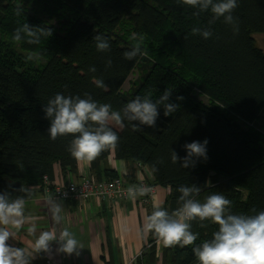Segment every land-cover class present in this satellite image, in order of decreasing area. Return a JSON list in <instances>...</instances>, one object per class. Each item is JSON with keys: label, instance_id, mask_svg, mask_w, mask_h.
Segmentation results:
<instances>
[{"label": "trees", "instance_id": "16d2710c", "mask_svg": "<svg viewBox=\"0 0 264 264\" xmlns=\"http://www.w3.org/2000/svg\"><path fill=\"white\" fill-rule=\"evenodd\" d=\"M195 12L199 9L177 0H0V194L11 201L23 198L29 187L51 193L54 166L65 183L67 174H76L77 161L67 150L73 136L49 138L52 118L44 106L55 94H88L122 110L137 96L155 103L168 89L165 103L180 107L165 117L164 105H157L155 127L128 121L122 113L125 128L114 129L118 144L89 162L91 180L118 177L106 164L112 152L126 165V184L135 183L136 173L145 169L150 174L145 183L167 191L163 210L170 216L183 205L177 191L181 185L199 187V194L190 197L198 202L222 194L231 201L229 214L264 211V126L259 124L264 122V50L252 38L264 36V0H238L232 13L235 27L221 17L210 26L209 39L191 30L208 28L212 14ZM25 23L38 43L29 44L23 31L21 40H13ZM40 29H51L52 35ZM97 34L108 39L109 51L96 50ZM140 37L141 53L124 59ZM23 53L42 61L35 63ZM97 79L107 90L96 86ZM205 140L207 159L193 157L195 166L182 167L185 145ZM189 223L197 234L192 245L157 248L149 233V247L131 264H199L193 248L210 241L218 225L198 218ZM105 264L114 263L109 259Z\"/></svg>", "mask_w": 264, "mask_h": 264}, {"label": "clouds", "instance_id": "9594fccd", "mask_svg": "<svg viewBox=\"0 0 264 264\" xmlns=\"http://www.w3.org/2000/svg\"><path fill=\"white\" fill-rule=\"evenodd\" d=\"M177 2L193 9L198 8L199 12L194 13L196 15L208 11L212 14L213 18L208 22L209 27L206 29L194 27L191 30L193 35H200L204 39L211 38L213 32L210 26L221 17L224 23L235 27L232 13L238 7V0H215V2L214 0H177ZM15 15L19 16L20 11L15 10ZM22 31L30 38L27 41L29 44L39 42L36 32L27 23L15 30L13 40H21ZM39 31L44 36L52 35L51 29ZM136 35L133 33L131 39L136 40ZM33 37L36 38L31 39ZM94 40L98 52L109 51L110 43L106 37L97 34ZM142 43L143 38L140 37L133 45V50L124 53V59L132 60L141 53ZM142 54L146 55V53ZM26 59L31 60L33 57L29 55ZM89 71L95 72L96 68L90 67ZM94 83L98 88L107 90L103 80L97 79ZM85 95L87 98L57 93L44 106L47 117L52 118L48 129L49 138L55 141L59 136H73L67 150L77 162H92L103 152L117 146L119 136L114 129L125 128L122 113L128 121H139L140 125L155 127L157 105H164L165 117L172 115L180 107L177 104L165 103L171 95L168 89L164 90L163 95L155 103L149 96L143 99L137 96L126 103L122 110H113L111 104H99L88 94ZM178 99L184 98L181 96ZM132 128L136 131L141 130L136 124H132ZM207 143L208 141L205 140L203 144L196 141L186 144L187 156L182 167H188L189 163L195 166L193 157L207 159L205 147ZM177 159L176 153L172 152V162L175 163ZM177 191L181 194L179 199L183 201L182 207L171 216L167 211L159 208L153 210L143 225V234H152L157 243L162 242L165 247L176 245L185 247L192 245L197 239V234L190 231L189 222L197 218L201 222L210 220L218 225V230L213 233L210 241L193 248L199 264H264V211L251 216L229 214L231 201L222 194H212L207 196L204 202H198L190 197L199 194V187L181 185ZM126 192L128 199L135 200L137 197L148 195L151 188L145 185H132ZM24 206L23 198L10 201L6 194H0V264H29L28 258L31 253L48 251L49 242L53 240H58L60 243L59 251L69 255L80 248L77 239L67 229L58 236L50 231H42L35 239L31 251L8 246L6 241L15 236L12 229L19 230L24 223ZM49 210L53 222L60 223L62 220L60 207L54 206ZM28 231L29 234H34L35 225H31Z\"/></svg>", "mask_w": 264, "mask_h": 264}, {"label": "crops", "instance_id": "0c3cea01", "mask_svg": "<svg viewBox=\"0 0 264 264\" xmlns=\"http://www.w3.org/2000/svg\"><path fill=\"white\" fill-rule=\"evenodd\" d=\"M106 164L118 176L124 177L126 174L125 163L115 160L112 152ZM89 168V162H77L76 174H67L66 181L80 183L91 180ZM53 175L54 183H65L57 166H54ZM149 175L142 169L136 173V180L149 179ZM24 191V223L19 230L12 229L15 236L6 241L8 246L31 251L35 239L42 231H50L58 236L64 229L74 235L80 246L69 255L59 251L58 240L50 241L48 251L31 253L29 264H105L109 259L114 264H131L147 244L149 234L142 232L147 217L153 210L163 207L167 194L164 188L156 187L154 202L150 208H146L139 204L138 198L113 199L102 205L96 200H56L52 193L37 187H29ZM54 206L61 209L62 220L58 224L53 222L49 210ZM33 224L36 231L29 234L28 229Z\"/></svg>", "mask_w": 264, "mask_h": 264}, {"label": "built area", "instance_id": "2783aa9c", "mask_svg": "<svg viewBox=\"0 0 264 264\" xmlns=\"http://www.w3.org/2000/svg\"><path fill=\"white\" fill-rule=\"evenodd\" d=\"M46 181V178H44ZM132 185H145L151 188V192L148 195L137 197L139 204L146 208H150L154 202L156 195V187L150 186L145 183L144 178L137 180L135 183L128 185L126 184L123 176H118L117 178L110 181H100L95 182L92 180H84L80 183H52V194L56 200H76L81 199L84 201L96 200L100 204L106 205L113 199L127 200V188ZM49 193L48 188H45ZM153 244L158 247L164 246L162 242L157 243L154 238ZM149 244L145 245L148 248ZM141 255V252L134 257L137 258ZM133 260V261H134Z\"/></svg>", "mask_w": 264, "mask_h": 264}, {"label": "rangeland", "instance_id": "374dc122", "mask_svg": "<svg viewBox=\"0 0 264 264\" xmlns=\"http://www.w3.org/2000/svg\"><path fill=\"white\" fill-rule=\"evenodd\" d=\"M45 20H47L48 22H50V23L56 25L55 21H53V20H48V19H46V18H45ZM252 38H253V40H254L255 45H256L258 48L264 50V36H263V35H259V34H254V35L252 36ZM23 55H25V56H27V57H28L29 55H31V56L33 57V59H31V60L34 61L35 63H40L39 60L42 61L41 58H39L38 56L33 55V54H31V53H23ZM135 77H136V73H134V77H131L130 79H131V80H134ZM199 99H200L201 101L205 102V103L207 102L206 99H204V98H199ZM259 124H260L261 126H264V122H260Z\"/></svg>", "mask_w": 264, "mask_h": 264}, {"label": "water", "instance_id": "95a60500", "mask_svg": "<svg viewBox=\"0 0 264 264\" xmlns=\"http://www.w3.org/2000/svg\"><path fill=\"white\" fill-rule=\"evenodd\" d=\"M7 186H13V184L7 183ZM160 210H163V207H159Z\"/></svg>", "mask_w": 264, "mask_h": 264}]
</instances>
